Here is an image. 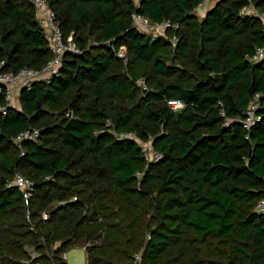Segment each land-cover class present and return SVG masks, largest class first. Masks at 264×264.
I'll return each instance as SVG.
<instances>
[{"label": "trees", "instance_id": "obj_1", "mask_svg": "<svg viewBox=\"0 0 264 264\" xmlns=\"http://www.w3.org/2000/svg\"><path fill=\"white\" fill-rule=\"evenodd\" d=\"M33 1L0 0L4 72L52 58ZM204 1L48 0L80 52L0 115V264H68L75 248L86 264H264V62L251 61L264 28L241 14L264 0H221L199 19ZM135 12L171 27L141 33ZM17 174L34 182L29 207Z\"/></svg>", "mask_w": 264, "mask_h": 264}, {"label": "built area", "instance_id": "obj_2", "mask_svg": "<svg viewBox=\"0 0 264 264\" xmlns=\"http://www.w3.org/2000/svg\"><path fill=\"white\" fill-rule=\"evenodd\" d=\"M133 3L138 7L141 0H132ZM221 0H205L202 5L213 7L216 3ZM34 5L36 8V19L39 25L43 29L46 40L49 43L50 50L52 52V58L42 67L41 69H33L25 67L21 69L18 73L4 72L5 61H0V85L3 87L5 92L7 105L0 106V115L5 116L8 113L10 107H16L15 104L19 98V92L22 88L30 87L34 82L37 81H49L55 75H58L60 67L63 64L65 55L68 52L79 53V49L76 43L73 41L72 37L65 39L63 31L57 24V14L49 6L48 0H34ZM241 14L244 16H256L260 19L264 28V14H259L255 6L250 3L241 10ZM132 20L135 28L144 34L161 36L166 35V30L171 27L168 22L156 23L151 21L150 18L139 14L137 12L132 14ZM177 26H174L175 29ZM171 41L174 43L177 41L176 37H173ZM253 63L264 62V46L257 48L255 55L251 58ZM140 85L143 90H147V85L144 80H140ZM260 94H256L250 101V104L246 110V119L244 120V126L250 129L252 126L261 121V117L257 114V110L260 105ZM169 105L174 110H179L184 107V103L180 100L169 101ZM39 137L38 131H27L21 133L16 141L22 142L27 139H36ZM121 139L125 138H135L133 133H121L119 134ZM143 153L147 161H158L161 158V154L154 153V157L150 156L151 147L142 144ZM10 186L17 187L21 190L23 194V200L27 207L30 206V201L34 192V182L21 174H17L14 180L10 182ZM256 212L264 215V197L259 200L256 206ZM29 211L27 213V218L29 220ZM47 214H44V218H47ZM62 258L68 261L67 252H64Z\"/></svg>", "mask_w": 264, "mask_h": 264}, {"label": "rangeland", "instance_id": "obj_3", "mask_svg": "<svg viewBox=\"0 0 264 264\" xmlns=\"http://www.w3.org/2000/svg\"><path fill=\"white\" fill-rule=\"evenodd\" d=\"M210 8H212V7L200 5L199 8H197L194 13L199 17V19H202V18H204V16L206 15V12ZM162 36H164V35H162ZM72 39H73V37H72ZM123 53H124V50H122L120 52V55L123 54ZM15 106L19 108L20 107V103L17 101ZM144 145L151 147L150 156L154 157V153L155 152L153 150L152 144L151 143H147V144H144ZM60 202H61L60 201V197L59 196H55L53 198V200L51 201V205L56 207V206L60 205ZM67 255H68V261H67L68 264H86V252H85V250L83 248L72 249V250L67 252Z\"/></svg>", "mask_w": 264, "mask_h": 264}, {"label": "crops", "instance_id": "obj_4", "mask_svg": "<svg viewBox=\"0 0 264 264\" xmlns=\"http://www.w3.org/2000/svg\"><path fill=\"white\" fill-rule=\"evenodd\" d=\"M19 94H20V92H19ZM18 102H19V98H18V100H17ZM20 103V102H19ZM18 108V107H17ZM20 108V107H19Z\"/></svg>", "mask_w": 264, "mask_h": 264}, {"label": "water", "instance_id": "obj_5", "mask_svg": "<svg viewBox=\"0 0 264 264\" xmlns=\"http://www.w3.org/2000/svg\"><path fill=\"white\" fill-rule=\"evenodd\" d=\"M23 90V88L20 90V92Z\"/></svg>", "mask_w": 264, "mask_h": 264}]
</instances>
